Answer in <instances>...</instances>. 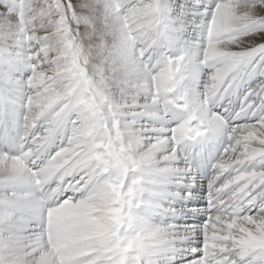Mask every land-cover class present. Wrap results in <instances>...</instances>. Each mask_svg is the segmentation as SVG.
<instances>
[{"label":"snow or ice","instance_id":"6c2138e0","mask_svg":"<svg viewBox=\"0 0 264 264\" xmlns=\"http://www.w3.org/2000/svg\"><path fill=\"white\" fill-rule=\"evenodd\" d=\"M0 264H264V0H0Z\"/></svg>","mask_w":264,"mask_h":264}]
</instances>
